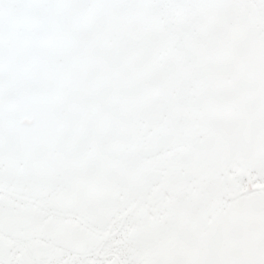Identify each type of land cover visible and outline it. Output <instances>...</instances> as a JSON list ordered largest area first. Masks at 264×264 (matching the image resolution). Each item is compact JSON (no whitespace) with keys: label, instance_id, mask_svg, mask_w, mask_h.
<instances>
[{"label":"snow or ice","instance_id":"6c2138e0","mask_svg":"<svg viewBox=\"0 0 264 264\" xmlns=\"http://www.w3.org/2000/svg\"><path fill=\"white\" fill-rule=\"evenodd\" d=\"M0 264H264V0H0Z\"/></svg>","mask_w":264,"mask_h":264}]
</instances>
